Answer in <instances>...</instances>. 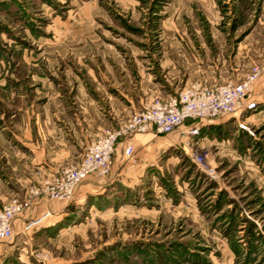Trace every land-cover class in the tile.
I'll list each match as a JSON object with an SVG mask.
<instances>
[{
	"label": "rangeland",
	"instance_id": "1",
	"mask_svg": "<svg viewBox=\"0 0 264 264\" xmlns=\"http://www.w3.org/2000/svg\"><path fill=\"white\" fill-rule=\"evenodd\" d=\"M255 66L253 109L200 124L222 128L194 154L187 126L121 137L111 175L17 219L0 264H264V0H0V212L152 99Z\"/></svg>",
	"mask_w": 264,
	"mask_h": 264
},
{
	"label": "built area",
	"instance_id": "2",
	"mask_svg": "<svg viewBox=\"0 0 264 264\" xmlns=\"http://www.w3.org/2000/svg\"><path fill=\"white\" fill-rule=\"evenodd\" d=\"M262 70L255 66L240 82L208 84L197 81L176 95L156 97L141 111L132 115L120 131L104 132L86 150L82 160L75 166L63 169L52 179H48L38 188L30 191L25 200L13 199L0 212V245L11 242L15 237L16 220L31 212L34 200L38 202L62 201L74 199L77 189L88 178L95 176L105 179L112 173L113 158L121 137L138 134L170 135L186 127L189 120L200 124L205 121H216L226 117L238 119L246 109H253L256 103L246 105L254 86L261 76ZM205 125V124H203ZM181 130L182 138H187L184 146L193 153V139L200 136V127H188ZM135 148L129 144L124 149L128 158L134 156ZM194 154V153H193ZM196 162L203 164V154H195ZM54 216L49 209L42 214L30 217L24 223V231H33L44 227Z\"/></svg>",
	"mask_w": 264,
	"mask_h": 264
},
{
	"label": "crops",
	"instance_id": "3",
	"mask_svg": "<svg viewBox=\"0 0 264 264\" xmlns=\"http://www.w3.org/2000/svg\"><path fill=\"white\" fill-rule=\"evenodd\" d=\"M154 135L155 137H156V135L155 134H153V133H150V134H148V135ZM157 137H158V135H157ZM125 149V148H124ZM117 150V149H116ZM135 154V153H134ZM90 186H91V188H96L97 186L95 185V183H93V182H90ZM35 208L33 209L34 211H31V212H28L27 214H25L24 215V218H26V219H28L29 217H31V216H33L34 214H33V212H35V211H38V210H40V211H45L46 209H49V207H48V202L47 203H45V202H42V201H40V202H37V204L34 206ZM28 215V217H25V216H27ZM23 217V216H22ZM21 217V218H22Z\"/></svg>",
	"mask_w": 264,
	"mask_h": 264
},
{
	"label": "trees",
	"instance_id": "4",
	"mask_svg": "<svg viewBox=\"0 0 264 264\" xmlns=\"http://www.w3.org/2000/svg\"><path fill=\"white\" fill-rule=\"evenodd\" d=\"M186 125L188 126V127H193V126H199L200 127V133L202 134H204V132H206V131H208V132H212L213 131V129H216V127L217 128H222V125H218V126H215V125H211V126H209V128H202L203 126H200V123L198 122V121H196V120H189V121H187V123H186ZM211 130V131H210ZM44 229H42V231H43Z\"/></svg>",
	"mask_w": 264,
	"mask_h": 264
}]
</instances>
